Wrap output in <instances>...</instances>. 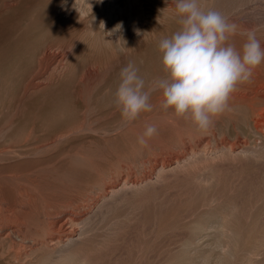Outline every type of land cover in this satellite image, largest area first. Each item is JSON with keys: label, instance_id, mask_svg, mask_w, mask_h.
Here are the masks:
<instances>
[{"label": "bare ground", "instance_id": "6f19581e", "mask_svg": "<svg viewBox=\"0 0 264 264\" xmlns=\"http://www.w3.org/2000/svg\"><path fill=\"white\" fill-rule=\"evenodd\" d=\"M200 4L264 47L240 20L264 2ZM178 19L175 0H0V264H264V63L207 130L161 90L131 122L115 103L129 62L166 77Z\"/></svg>", "mask_w": 264, "mask_h": 264}, {"label": "clouds", "instance_id": "9594fccd", "mask_svg": "<svg viewBox=\"0 0 264 264\" xmlns=\"http://www.w3.org/2000/svg\"><path fill=\"white\" fill-rule=\"evenodd\" d=\"M175 12L180 27L158 44L166 77L146 87L139 68L129 62L120 70L115 103L124 120L131 122L153 110L151 94L161 90L162 108H172L177 116L207 130L214 117L230 110L238 86L252 82L255 69L264 63V47L252 30L244 33L241 49L228 43L238 26L220 12L202 8L200 0H175ZM122 27L118 23L112 31ZM157 133L156 125L148 124L138 143L145 145Z\"/></svg>", "mask_w": 264, "mask_h": 264}, {"label": "rangeland", "instance_id": "374dc122", "mask_svg": "<svg viewBox=\"0 0 264 264\" xmlns=\"http://www.w3.org/2000/svg\"><path fill=\"white\" fill-rule=\"evenodd\" d=\"M222 2L223 1H225V0H221ZM247 1V0H246ZM248 2H264V0H248ZM261 12H258L257 10H253V11H251V13L249 12V13H245V14H243V15H241L240 16V20L241 21H244V22H246V23H255V24H257V25H260V24H262V23H264V9L263 10H260ZM254 13V14H253ZM248 14V15H247ZM223 16H224V14H222ZM246 15V16H245ZM228 16V17H227ZM234 16H236L233 12H231V13H228L226 16H224L225 18L227 17L228 19H229V17H234ZM260 16V17H259ZM250 17V18H249ZM226 18V19H227ZM250 19V20H249ZM253 19V20H252ZM259 20V21H258ZM256 21V22H255ZM249 171V170H248ZM252 172V174H254L253 172H255V171H253V170H251ZM245 173H247V172H245ZM251 173H250V178H252L253 177V175L251 176ZM248 174H249V172H248ZM256 174V173H255ZM254 174V175H255ZM245 175V174H244ZM231 177H233V176H231ZM234 178V177H233ZM254 179H256V178H252V180L254 181ZM247 180H249V179H247ZM252 180H249L248 182L250 183H248L247 181H246V179H245V181L247 182V185L246 186H249L250 188L252 187L251 185L253 184L254 185V182L256 181H252ZM245 182V183H246ZM244 185H242V187H243ZM244 188H246V187H244ZM248 188V187H247ZM239 189H242L241 188V186H240V188ZM245 190V189H244ZM245 197H247V196H245ZM165 241V242H164ZM163 242L164 243H166V241H168V240H164ZM170 242H167L166 243V245H167V247H169L168 246V244L170 245V247L171 246H174V243H175V240H174V242H172V244H171V241L172 240H169ZM210 247L208 246L207 248H205V249H207V250H209V251H207L208 253H212V254H214L216 251H217V249L214 247V240H210ZM157 244V243H156ZM161 245H163V243L161 244ZM160 244L158 245V248L161 246ZM211 248H213V249H211ZM260 254H261V256H260ZM260 254H259V257H264V248L262 249V251H260ZM263 259V258H262Z\"/></svg>", "mask_w": 264, "mask_h": 264}]
</instances>
